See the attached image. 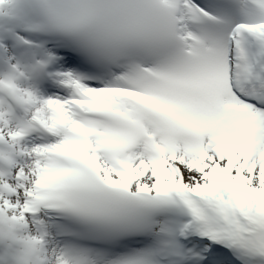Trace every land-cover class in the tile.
I'll use <instances>...</instances> for the list:
<instances>
[{
	"label": "snow or ice",
	"instance_id": "1",
	"mask_svg": "<svg viewBox=\"0 0 264 264\" xmlns=\"http://www.w3.org/2000/svg\"><path fill=\"white\" fill-rule=\"evenodd\" d=\"M0 264H264V0H0Z\"/></svg>",
	"mask_w": 264,
	"mask_h": 264
}]
</instances>
